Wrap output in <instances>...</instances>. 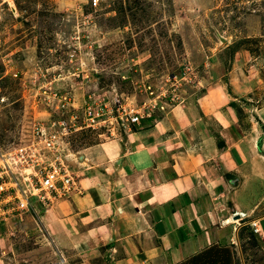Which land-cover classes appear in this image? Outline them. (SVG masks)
<instances>
[{
	"label": "rangeland",
	"instance_id": "1",
	"mask_svg": "<svg viewBox=\"0 0 264 264\" xmlns=\"http://www.w3.org/2000/svg\"><path fill=\"white\" fill-rule=\"evenodd\" d=\"M92 4L0 0V88L6 97L0 101V153L26 143L38 122L69 119L56 110V102L48 104L45 92L67 96L80 114L94 94L101 100L129 99L137 107L164 94L160 100L172 104L168 111L178 103L169 100L172 95L188 102L196 75L207 83L214 75L230 73L244 87L238 99L240 117L245 116L246 127L253 123L264 139V0ZM111 137L102 130L71 133L66 139L68 163L74 153ZM25 216L12 217L0 227V264H61L47 242L32 234L37 232L30 229L37 227L33 216L31 223ZM254 234L242 231L244 236ZM234 259L235 264H262L264 253L253 239Z\"/></svg>",
	"mask_w": 264,
	"mask_h": 264
},
{
	"label": "crops",
	"instance_id": "2",
	"mask_svg": "<svg viewBox=\"0 0 264 264\" xmlns=\"http://www.w3.org/2000/svg\"><path fill=\"white\" fill-rule=\"evenodd\" d=\"M237 77L196 75L185 104L74 153L78 190L34 205L32 234L61 264H181L213 246L235 264L253 239L264 253V139Z\"/></svg>",
	"mask_w": 264,
	"mask_h": 264
},
{
	"label": "built area",
	"instance_id": "3",
	"mask_svg": "<svg viewBox=\"0 0 264 264\" xmlns=\"http://www.w3.org/2000/svg\"><path fill=\"white\" fill-rule=\"evenodd\" d=\"M99 2L93 0V7H98ZM45 94L48 104L56 102V110L70 117L68 120L36 123L26 143L8 153H0V227L12 217L32 214L36 204L49 207L78 190L76 175L68 163L71 154L67 152L66 139L71 133L89 129L116 136L132 130L142 120L154 117L157 110L166 111L170 104L160 100L166 98L164 94L150 98L141 107L128 103L129 99L101 100L94 94L89 95L80 114L76 103L71 99L68 101L67 96H60L58 92ZM5 98L0 88V101ZM169 100L178 101L177 106L185 103V98L177 94Z\"/></svg>",
	"mask_w": 264,
	"mask_h": 264
},
{
	"label": "trees",
	"instance_id": "4",
	"mask_svg": "<svg viewBox=\"0 0 264 264\" xmlns=\"http://www.w3.org/2000/svg\"><path fill=\"white\" fill-rule=\"evenodd\" d=\"M232 106L237 108L235 103ZM181 264H234V260L230 248L213 246Z\"/></svg>",
	"mask_w": 264,
	"mask_h": 264
}]
</instances>
